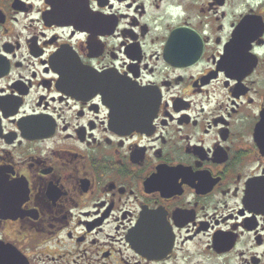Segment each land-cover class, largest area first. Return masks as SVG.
Wrapping results in <instances>:
<instances>
[{"label":"flooded vegetation","instance_id":"1","mask_svg":"<svg viewBox=\"0 0 264 264\" xmlns=\"http://www.w3.org/2000/svg\"><path fill=\"white\" fill-rule=\"evenodd\" d=\"M20 261L264 264V0H0Z\"/></svg>","mask_w":264,"mask_h":264},{"label":"water","instance_id":"2","mask_svg":"<svg viewBox=\"0 0 264 264\" xmlns=\"http://www.w3.org/2000/svg\"><path fill=\"white\" fill-rule=\"evenodd\" d=\"M20 260H21V257H20ZM19 264H21V261H20V263Z\"/></svg>","mask_w":264,"mask_h":264}]
</instances>
